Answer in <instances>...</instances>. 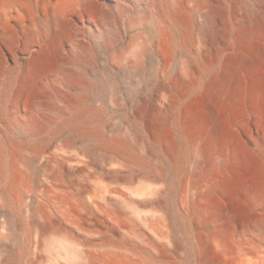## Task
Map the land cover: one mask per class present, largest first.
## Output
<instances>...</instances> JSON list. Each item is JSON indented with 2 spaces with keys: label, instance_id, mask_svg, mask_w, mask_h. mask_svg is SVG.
<instances>
[{
  "label": "rangeland",
  "instance_id": "1",
  "mask_svg": "<svg viewBox=\"0 0 264 264\" xmlns=\"http://www.w3.org/2000/svg\"><path fill=\"white\" fill-rule=\"evenodd\" d=\"M87 1L33 4L34 18L0 25V264H264V108L228 105L221 162L193 142L207 137L201 99L222 68L201 57L214 29L201 20L228 2L187 0L183 30L173 0ZM62 17L70 31L39 71ZM187 60L197 70L183 89ZM172 101L161 136L176 137V159L145 122ZM239 211L253 220L228 226Z\"/></svg>",
  "mask_w": 264,
  "mask_h": 264
},
{
  "label": "bare ground",
  "instance_id": "2",
  "mask_svg": "<svg viewBox=\"0 0 264 264\" xmlns=\"http://www.w3.org/2000/svg\"><path fill=\"white\" fill-rule=\"evenodd\" d=\"M177 5L175 12L183 30L192 21V15L186 10L187 0H173ZM222 1V0H221ZM229 9L218 6L211 14L204 15L202 24L213 26V30L206 35V40L201 49L202 59L209 64H217L222 60L221 71L213 75L207 83V90L201 99L203 106V121L207 126L206 139L198 137L194 139L195 151L198 157L212 155L221 162L224 149L221 143L231 138L232 130L225 124V114L229 104L240 105L255 98L259 107L264 108V0H226ZM50 0H0V25L8 26L12 20L26 21L34 18L33 4L41 6ZM96 0H88L87 7L94 10ZM200 12L197 11L196 15ZM232 16L236 29L234 38L231 39V31L228 25V17ZM55 18L60 17L59 11H54ZM71 22L68 17H62L58 22V30L52 38V44L41 48L36 58L39 71H45L52 65L53 48L56 41L69 33ZM154 32L153 28H150ZM161 39L157 54L169 59L174 39L169 31H161ZM183 39L185 37L183 35ZM186 73H180L176 77V84L186 89L191 84V73L197 70L196 63L187 60ZM192 71V72H191ZM191 72V73H190ZM173 101L159 107L151 104L145 122L154 139L162 142L164 148L176 159V137L173 134L161 136L165 123L169 120V112ZM239 110V109H238ZM240 111V110H239ZM202 119V118H201ZM204 127V126H203ZM233 136V134H232ZM21 183V182H20ZM230 208H236L232 204ZM236 217L228 220L230 227H235L242 222L252 221L253 215L249 212H237ZM206 239L201 237L199 243L204 244ZM124 264L120 259L100 257L97 261L90 259L89 264ZM203 264H213V261H203Z\"/></svg>",
  "mask_w": 264,
  "mask_h": 264
}]
</instances>
